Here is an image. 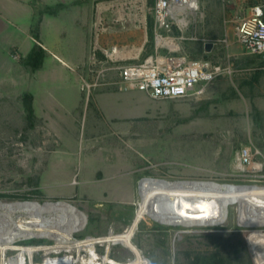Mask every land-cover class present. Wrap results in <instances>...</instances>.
<instances>
[{"label":"rangeland","instance_id":"rangeland-1","mask_svg":"<svg viewBox=\"0 0 264 264\" xmlns=\"http://www.w3.org/2000/svg\"><path fill=\"white\" fill-rule=\"evenodd\" d=\"M154 1L46 0L48 5L62 3V11L45 17L41 39L32 36V42L45 45L51 57L46 61L47 69L56 67L54 60L67 69H97L98 66L90 65L95 47L100 50L119 46L134 51L143 47L144 23L153 17ZM104 3L113 6L99 14V6ZM255 5L264 8V0H200L189 29L183 33L182 52L191 59L219 66L222 73L205 85L202 94L187 98L153 99L145 92L117 89L141 96L126 99L137 108H132L133 119L122 125L117 137L111 131L114 122L105 115L101 120L104 132L88 133L93 119L85 109L77 139L61 141L36 113L35 126L29 128L21 97L0 103V201L68 202L87 217L73 236V240H85L108 236L110 231L124 233L135 220L141 186L150 179L264 187V58L249 55L235 36L237 20ZM208 42L214 44L211 51L205 49ZM101 54L98 52L97 58L103 61ZM109 74L110 80H101L104 85L93 90L89 99L93 110V95L107 89L110 85L106 82L118 78L115 72ZM125 128L126 135L122 132ZM84 141L92 155L88 167L81 172L88 180L86 188L79 185L76 165ZM244 148L252 154L250 165L241 163ZM64 149L69 156H62ZM115 149L131 151L136 156L127 155V173L118 179L109 166H93L95 150L103 151L108 161L113 160ZM129 165L137 171L129 172ZM255 165H260V170ZM95 184L100 188H95ZM131 187L134 195L129 191L127 197L125 190ZM223 218L214 225H168L146 215L133 240L146 264H192L198 257L211 256L231 264H264V226L241 225L237 202L228 203L216 221ZM25 220L18 218L17 222ZM30 245L54 247L56 243L48 235L18 239L6 249L7 260L16 254L12 247ZM96 249L99 258L106 255L103 243L98 242ZM50 251L38 252L35 263L70 261L65 252L59 255ZM128 253L125 247L116 245L111 247L109 256L133 264ZM87 254L84 253L86 258ZM1 261L0 254V264ZM19 264H28V258L23 256Z\"/></svg>","mask_w":264,"mask_h":264},{"label":"crops","instance_id":"crops-1","mask_svg":"<svg viewBox=\"0 0 264 264\" xmlns=\"http://www.w3.org/2000/svg\"><path fill=\"white\" fill-rule=\"evenodd\" d=\"M48 4H46V0H0V103L13 102L15 98H22L26 93L32 94L35 113L44 119L49 129L61 141L77 139L85 109L91 112V120L93 119L94 123L91 127L89 126L88 133L92 131L101 135L104 132L105 125L101 120L105 115L114 122L115 127H112L111 131L116 137L119 136L122 125L134 117L132 108H137L126 99L136 97V95L141 97L139 93H121L115 87L109 86L107 89L101 87L102 90H99L97 95H93V98L96 99H94L93 110V107L92 109L89 107V99L93 90L96 91L100 86L88 92L82 90V85L95 81L96 72L94 69L82 68L83 66L77 69H67L63 68L56 60H54L56 67L47 69L46 61L50 57L47 51L42 67L35 71L21 62L22 58L26 57L35 45L32 42L34 41L32 36L38 34L41 39L40 29L45 17L56 16L59 11H62V3ZM43 47L46 50L44 44ZM15 56H18L19 59H16ZM111 77L112 75L107 73L102 80L109 81ZM97 119L100 120L99 123L96 122ZM124 131L122 132L126 135V128ZM85 139L87 141V138ZM85 144V141L82 142L78 153L79 161L78 164L76 163L78 172H80L79 185L83 188L87 187L88 180L81 176V172L86 170L92 156L91 151L84 147ZM95 152L93 166L97 169L109 166L115 173V179H118L123 172L127 173V155L136 157L131 151L115 149L113 160L107 161L103 151L95 150ZM62 154V156H69L66 149ZM129 169L131 173L137 171L130 165ZM95 188H100V185L95 184ZM125 191L126 194L131 191V194L134 195L133 187Z\"/></svg>","mask_w":264,"mask_h":264},{"label":"bare ground","instance_id":"bare-ground-1","mask_svg":"<svg viewBox=\"0 0 264 264\" xmlns=\"http://www.w3.org/2000/svg\"><path fill=\"white\" fill-rule=\"evenodd\" d=\"M112 6L113 4H101L99 14ZM100 17L99 15L97 26L100 24ZM170 43L172 47L178 48L174 41ZM141 50L142 45L136 48L134 56L136 57ZM129 55L132 54L129 53ZM255 167L259 170L261 168L260 165H255ZM234 202L238 204L240 220L251 223L264 222V187H236L218 185L209 181L150 179L141 186L140 203L135 220L124 233L110 231L108 236L89 237L85 240H73L74 232L83 227L87 217L75 206L73 208L71 204L69 206L57 205L53 202L48 204H38L36 201L2 202L0 203V223H10L14 216L28 213L29 216L25 220L28 223L18 224L16 235H20L19 232L23 229L29 232L31 238L34 233L42 231L48 235V238L55 241L56 246L12 247L16 250V254L8 261L6 249L20 237L2 234L0 235L1 264H19L23 256L28 258V264H36V254L40 251L50 254L52 252L50 250H55V254L59 255L65 252L64 255L70 259L67 264H127L118 262L109 256L111 247L116 245H122L129 251L133 264H146L141 250L133 240L139 222L144 216L152 213L166 222L176 221L183 225L198 224L203 221L212 222L223 216L228 203ZM98 242L106 246V255L101 258L96 249ZM72 252L75 255H72ZM86 252L89 253L88 258L84 256ZM44 261H47V258Z\"/></svg>","mask_w":264,"mask_h":264},{"label":"built area","instance_id":"built-area-1","mask_svg":"<svg viewBox=\"0 0 264 264\" xmlns=\"http://www.w3.org/2000/svg\"><path fill=\"white\" fill-rule=\"evenodd\" d=\"M200 0H155L151 8L154 18V42L149 46L148 26L144 23L145 41L141 52L112 46L98 49L92 56L90 65L98 68L95 81L84 83L83 91L104 85L101 80L110 72L117 74V80L106 82L120 91H141L153 99H180L204 92L205 85L222 73L219 66L203 59H191L182 52L180 42L183 33L191 25V16L197 13ZM185 21V22H183ZM179 33H175V31ZM237 42L249 55L264 54V8L251 7L236 23ZM171 41L178 48L171 46ZM149 48V49H148ZM103 61L97 58V53ZM131 53L132 55L128 54ZM19 59L18 56H15ZM102 66V68H100ZM105 66V67H104ZM103 81V80H102ZM105 82V81H104ZM241 163L250 165L252 154L244 148L240 153Z\"/></svg>","mask_w":264,"mask_h":264},{"label":"trees","instance_id":"trees-1","mask_svg":"<svg viewBox=\"0 0 264 264\" xmlns=\"http://www.w3.org/2000/svg\"><path fill=\"white\" fill-rule=\"evenodd\" d=\"M147 26H148L149 46H151L153 45V42H154V18L153 17H150L148 19ZM175 33L177 34L179 32L176 30ZM34 37L35 39L39 38L38 34H35ZM45 56H46V50L42 46L35 44L32 50L29 52V54L26 57L22 58L21 62L25 66L29 67L32 71H35L42 67ZM258 57L263 59L264 54L258 55ZM33 99H34L33 95L30 93H26L22 97L24 111L26 113V119H27L28 126L30 129L34 128L35 126V109H34ZM212 258L213 256L209 258L208 257L207 258L198 257L192 262V264H231V263H228L226 259L216 260L213 258V260H211Z\"/></svg>","mask_w":264,"mask_h":264},{"label":"water","instance_id":"water-1","mask_svg":"<svg viewBox=\"0 0 264 264\" xmlns=\"http://www.w3.org/2000/svg\"><path fill=\"white\" fill-rule=\"evenodd\" d=\"M213 47H214V44L213 43H211V42H208V43H206L205 44V49H206V51H211L212 49H213ZM24 202H33V201H24ZM0 203H2L1 201H0ZM36 203H38L39 204V202H36ZM48 203H50V202H45V203H42V204H48ZM54 204H57V205H61V204H65V205H69L70 206V203L69 204H67L66 202H64V201H56V202H53ZM72 205V204H71ZM73 208H74V206H73ZM76 209V208H75ZM82 212V211H81ZM83 213V212H82ZM19 215H21V216H14L13 218H12V221L10 222V223H8V222H3V223H0V235H2V234H10V235H12L13 237H16V236H19L20 237V240L21 239H28V238H30L29 236H30V234H29V232L28 231H26V230H21V232H19V234L20 235H16V234H18V233H16V231H17V227L16 226H18V222H17V219L18 218H28V216H29V214L28 213H22V214H19ZM148 216H150L154 221H156V222H158V223H162V224H168V225H179L177 222H175V221H169V222H166L163 218H160V217H157V216H155V215H153L152 213H150V214H148ZM224 220V218L223 219H221V220H218V221H212V222H199L198 224L199 225H201V224H204V225H214V224H219V223H221L222 221ZM27 222V221H26ZM25 222V223H26ZM28 223V222H27ZM193 223H191V224H189V223H187V224H184V225H192ZM196 224V223H195ZM240 224L241 225H243V226H249V227H251V226H264V222L263 223H251V222H248V221H242V220H240ZM12 225V226H11ZM80 228H78L77 230H79ZM23 231V232H22ZM76 231V230H75ZM16 235V236H15ZM34 236H39V237H43V236H46V233H39V234H37V233H34L33 234ZM32 237V236H31Z\"/></svg>","mask_w":264,"mask_h":264}]
</instances>
